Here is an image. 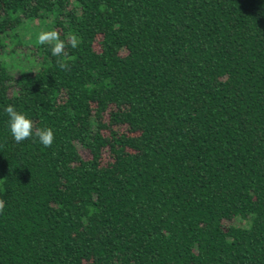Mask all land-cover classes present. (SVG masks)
<instances>
[{
	"label": "trees",
	"instance_id": "16d2710c",
	"mask_svg": "<svg viewBox=\"0 0 264 264\" xmlns=\"http://www.w3.org/2000/svg\"><path fill=\"white\" fill-rule=\"evenodd\" d=\"M0 200V264H264V0H0Z\"/></svg>",
	"mask_w": 264,
	"mask_h": 264
},
{
	"label": "clouds",
	"instance_id": "9594fccd",
	"mask_svg": "<svg viewBox=\"0 0 264 264\" xmlns=\"http://www.w3.org/2000/svg\"><path fill=\"white\" fill-rule=\"evenodd\" d=\"M38 43L41 45H50L53 56L63 57L67 56L65 49L68 44H70L72 48H75L78 46L79 40L75 35H71L67 40H62L59 32L50 30L39 32ZM57 65L62 70L68 67V64L64 60L57 61ZM5 111L9 117L10 133L16 143L35 137L38 138L44 147L52 146L55 136L51 128L37 127L32 119L18 112L15 105L6 106ZM4 207V201L0 200V213L3 212Z\"/></svg>",
	"mask_w": 264,
	"mask_h": 264
}]
</instances>
